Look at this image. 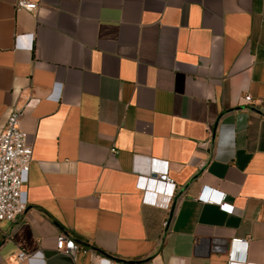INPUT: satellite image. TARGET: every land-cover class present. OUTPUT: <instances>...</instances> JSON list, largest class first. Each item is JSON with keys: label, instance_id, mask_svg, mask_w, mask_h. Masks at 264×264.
<instances>
[{"label": "crops", "instance_id": "0c3cea01", "mask_svg": "<svg viewBox=\"0 0 264 264\" xmlns=\"http://www.w3.org/2000/svg\"><path fill=\"white\" fill-rule=\"evenodd\" d=\"M41 1L0 0V132L39 97L0 264H227L233 237L264 264V0ZM146 156L169 161L168 207L142 202ZM203 185L237 211L197 200ZM59 233L89 249L57 251Z\"/></svg>", "mask_w": 264, "mask_h": 264}, {"label": "built area", "instance_id": "2783aa9c", "mask_svg": "<svg viewBox=\"0 0 264 264\" xmlns=\"http://www.w3.org/2000/svg\"><path fill=\"white\" fill-rule=\"evenodd\" d=\"M41 0H15L18 9H26L36 13L41 5ZM250 100V94L244 96ZM39 101L35 95L27 96L20 104L14 105L6 119V124L0 132V221L13 220L23 213L27 203L22 199V185L24 175L29 170L32 159L33 146L29 133L20 126V119L26 109L33 107ZM111 151L115 148L111 147ZM147 169L136 166L137 172L135 185L142 190V202L155 206L168 207L175 191V181L169 174L168 159L157 157H144ZM225 192L209 185H203L196 195L202 202H212L228 212L237 211V207L225 199ZM247 240L233 237L227 251V264H262L246 260ZM55 249L64 252L74 259L78 251L86 252L89 248L78 244L71 236L59 233L56 237ZM43 257L42 250L27 252L18 249L14 259L17 262L31 261ZM92 264H115L114 261L94 251Z\"/></svg>", "mask_w": 264, "mask_h": 264}, {"label": "water", "instance_id": "95a60500", "mask_svg": "<svg viewBox=\"0 0 264 264\" xmlns=\"http://www.w3.org/2000/svg\"><path fill=\"white\" fill-rule=\"evenodd\" d=\"M172 207H173V204L171 205V208H170V214L172 212ZM170 218V217H169ZM167 222H169V219L167 220Z\"/></svg>", "mask_w": 264, "mask_h": 264}]
</instances>
